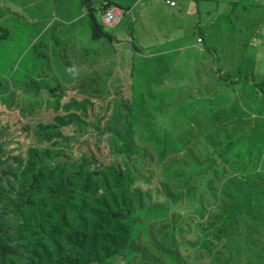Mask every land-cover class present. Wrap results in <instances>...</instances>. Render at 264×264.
Instances as JSON below:
<instances>
[{
    "label": "trees",
    "instance_id": "16d2710c",
    "mask_svg": "<svg viewBox=\"0 0 264 264\" xmlns=\"http://www.w3.org/2000/svg\"><path fill=\"white\" fill-rule=\"evenodd\" d=\"M84 1L92 3L94 0ZM248 6L252 13H264V7L258 4L248 3ZM87 13L90 40L110 43L112 38L101 31L103 23L96 19L92 10ZM80 15L72 18L70 25L77 23ZM251 18L253 21L249 20L247 30L264 38V26L260 27L263 18ZM227 22L226 17L224 25H229ZM2 32L0 42L7 39ZM70 36H67L68 40ZM250 44L248 39L240 40L236 45L237 79L225 70L222 60L213 55L216 62L212 67L206 66L203 73L214 80L212 82L218 81L220 73L226 75L218 90L210 96L212 98L199 100L201 104L186 99L182 93L191 85L197 63L193 64V74L185 76L183 81L172 75L163 88L141 94L148 96L147 104L153 107L152 116L161 115V121L164 117L166 125L171 129L174 126L171 133L158 129L155 121L139 128L140 118L147 119L143 114L140 117L136 110L135 101L140 96L133 94L131 106L121 97L126 79L132 78L130 70L124 81L114 84L115 78L112 80L116 92L111 95L105 91L104 84L98 89L84 84L74 87L77 84L73 77L82 74L81 55H70L71 48L64 50L67 55L64 69L55 71L58 76L53 75L49 86L33 77L22 84L17 83L26 95L22 96L24 105L30 106L29 99L47 92L52 97L49 104L55 115L51 121L39 120L25 127L33 142L14 152L8 151L7 139H4L8 134H0V264H115L120 255L132 261L137 255L132 249L137 234L141 233L148 240L144 227L142 230L140 225L149 221L148 213L143 210L148 211L151 205L156 217L178 222L177 229L195 220L190 214L202 215L208 211L205 218L202 215V222L196 225L199 234L220 242L223 234L242 227L244 232L235 230L231 240H244L252 245L247 234L252 230L250 225L264 228L263 210L253 212L250 206L238 203L235 196L225 199L216 195L222 183L247 185L238 177L230 176L241 171L250 172L252 167L259 166L262 156L260 148H247L241 141L238 143L242 129L254 128L256 120L249 118L252 106H248L246 119L237 117L236 93L232 90L235 84H248L251 92L261 98L259 102L264 108V76L257 80L253 71L247 70L251 55L248 58L245 48ZM230 48H233L231 43ZM215 52L208 50L206 55ZM136 61L147 68L152 67L144 73L152 81H160L164 76L157 71L151 57H139ZM56 67L59 68L60 64ZM61 82H64V89ZM89 87L94 94L107 95L104 100L96 98L100 104L94 112L93 103L86 95ZM67 88L74 95L62 103ZM0 92L3 100L14 102L17 99L10 81L0 85ZM163 99H169L165 109L160 108ZM105 101L108 109L106 107V114H103L101 105ZM191 104L204 114L202 127L211 128L214 123L222 128L218 130L215 144L210 143L209 137H204L202 162L194 158L192 143L201 131L190 127L194 115L188 111ZM25 111L22 108L23 114ZM89 111L94 115L93 120H88ZM214 116L225 118L227 123L214 119ZM260 128L259 131L263 130ZM166 137L168 142H165ZM202 139L200 135L198 144ZM263 141L264 135L261 134L257 145L261 147ZM101 143L106 148L105 153ZM155 170H158L157 175ZM158 175L162 179L160 192L165 198L160 203L153 202L149 193ZM170 179L173 186L166 183ZM229 189L233 195L242 197L244 194L238 189L235 191V186ZM225 249L240 251L234 243H226ZM170 252L162 251L158 257L168 256ZM163 262L178 264L177 258L164 259Z\"/></svg>",
    "mask_w": 264,
    "mask_h": 264
},
{
    "label": "rangeland",
    "instance_id": "374dc122",
    "mask_svg": "<svg viewBox=\"0 0 264 264\" xmlns=\"http://www.w3.org/2000/svg\"><path fill=\"white\" fill-rule=\"evenodd\" d=\"M103 1L94 0L88 3L84 0H0V32L3 31L2 34L7 35L6 41L0 42V85L4 81H10L17 94L14 102L0 97V134H8L4 138L7 139L8 151L11 149L14 152L18 147L33 142L27 136L25 127L39 120L51 121L55 115L49 104L52 97L48 96L47 92L43 91L40 96L29 99L30 106L24 105L26 95L19 89L17 83L22 84L33 77L44 86H49L53 75L58 76L55 71L64 69V61L67 59L64 50L67 48L72 49L69 50L70 55H81L82 62L80 60L79 62L82 74L78 75L80 76L78 82H76L78 76L73 77V81L77 84L74 87L84 84L98 89L104 84L105 91L111 95L116 92L113 91L112 80L115 78L114 84H118L117 82L130 70L132 78L126 79L121 97L131 106L134 101L133 94L140 96L139 100L135 101L136 110L140 117L143 114L147 119L140 118L139 128L155 121L158 129L168 133L174 131V126L171 129L170 125H166L167 119L164 117L161 121V115L152 116L153 107L147 104L148 96L141 94L163 88L164 83L173 78L172 75L183 81L185 76L193 74V64L197 63L194 79L190 86L182 90V93L186 95V99L196 100L194 102L201 104L198 100L212 98L210 96L218 90L219 84L223 83L226 75L222 72L218 75V81L212 82L214 80H210L207 74L203 73L205 67H212L216 62L214 56H217L225 63L226 71L229 70L233 75L239 68L236 66V45L240 40L249 39L251 44L246 46L245 54L251 55V62L254 59L252 68L253 71L255 70V77L264 76V38L247 30V24L251 23L249 20L253 21L251 16L262 17L263 23L260 27L264 26V13H252L248 6V3H253L263 8L264 0H192L193 5L189 4L187 9L181 7L180 10L178 7H170L165 0H105L109 3L108 7L117 6L124 11L120 15L122 20L110 28L104 25V29L101 30L112 38L110 43L93 42L90 40L87 12L92 10L96 19L102 23V15L105 11V8H102ZM176 1L187 4L183 0ZM207 10L209 11L206 12ZM79 14H81L79 21L70 25L72 18ZM226 17L229 25H224ZM70 34L68 40L67 36ZM198 38L201 39L200 42L197 41ZM230 43L233 44V48L227 50ZM208 50L216 51L214 56L206 55ZM234 56L236 57L232 59L231 57ZM139 57L154 59V66L164 74L160 81L164 82L152 81L145 77L144 73L151 66L147 68L145 64L137 63ZM229 62L231 63L228 64ZM55 64H60V67H56ZM232 65L234 68L231 67ZM61 86L64 89V82ZM92 87L86 90V95L93 103L94 112L100 104L97 99H107V95L94 94L91 91ZM232 90L236 93L237 117L246 119L245 114L248 115L249 107L252 106L249 118L256 120L254 128L242 129L238 143L241 141L247 148H260L262 156L258 167H252L250 172L241 171L230 176L238 177L247 185L235 182L222 183L216 195L225 199L235 196L238 203L250 206L253 212L262 209L264 213V141L261 147L257 145L259 136L264 135L263 104L259 102L261 98L255 96L246 83L241 86L235 84ZM63 94L62 103L66 102L69 96L74 95L68 88ZM242 98L245 99L246 104ZM168 102L169 99H163L160 108L168 107ZM106 105L107 101L101 105L104 109L103 114H106V107L108 109ZM22 108L26 109L24 114ZM188 111L194 114L190 127L199 129L203 138L202 143L198 144L199 135L192 143L195 160L202 162L204 158L201 147L204 137H209L210 143L215 144L219 135L218 130L222 128L214 123L211 128L202 127L204 121L202 110L194 109L191 104ZM213 118L227 123L225 118L215 116ZM93 119L94 115L89 111L88 120ZM259 128L263 130L259 131ZM168 141L166 137L165 142ZM100 147L105 153L106 148L103 143ZM157 172L158 170H155L156 175ZM161 180L160 175L156 176L153 186L149 188L153 202L160 203L165 200L160 192ZM166 183L170 186L174 185L171 179ZM231 186H235V191L238 189L244 193L243 196L233 195V191L229 189ZM181 202L184 204L183 199ZM143 211L148 213L149 221L146 223L141 218L146 224L140 225V228L143 230L144 227L148 240H145L141 233H136L137 236L132 244V249L137 253L136 258L127 261L120 255L115 264H164V259L169 261L171 258H177L178 264H264V228L260 226L250 225L252 230L247 234V240L252 245L245 243L244 240L239 242L231 240L235 230L244 232L242 227L229 230L222 235L220 242H215L210 236L199 234L196 226L207 216L208 211L202 213L204 218L202 215L190 214L195 220L181 229H177L178 222L172 223L169 218L163 220L164 218L156 217L152 205L148 211ZM179 215L182 216V212ZM152 241L155 244H152ZM226 243L228 245L234 243L240 247V251L226 250ZM165 250L171 251L169 255L158 257Z\"/></svg>",
    "mask_w": 264,
    "mask_h": 264
},
{
    "label": "crops",
    "instance_id": "0c3cea01",
    "mask_svg": "<svg viewBox=\"0 0 264 264\" xmlns=\"http://www.w3.org/2000/svg\"><path fill=\"white\" fill-rule=\"evenodd\" d=\"M105 1V0H104ZM172 1H174V0H172ZM185 3H187V4H180L179 2H177L176 0L174 1V3H175V6H170V7H172V8H175V7H178V10H180L181 9V7H183V8H186L187 9V7L189 6V4H191V5H193L192 4V0H188V1H186V0H183ZM209 10H207L206 12H208ZM190 13H192L193 11H189ZM198 39H200V38H198ZM199 42V41H198ZM230 45V44H229ZM227 50H230L229 49V46L226 48ZM228 53V52H227ZM257 54V53H256ZM207 55H211V56H213V54H207ZM250 57V55L248 56V58ZM198 58V57H197ZM196 58V59H197ZM199 59V58H198ZM198 59L196 60V62L198 61ZM251 60V59H250ZM253 62H254V59H252V62L250 63H248V66H249V69L250 70H252L253 71V68H252V64H253ZM225 64V63H224ZM251 66V67H250ZM152 68V67H151ZM150 68V69H151ZM225 70H226V66H225ZM158 71V70H157ZM253 75H254V78H256L255 77V70L253 71ZM234 78H238V76H239V68H237L236 70H235V72H234V74L232 75ZM260 77L261 76H258L256 79L258 80V79H260Z\"/></svg>",
    "mask_w": 264,
    "mask_h": 264
},
{
    "label": "clouds",
    "instance_id": "9594fccd",
    "mask_svg": "<svg viewBox=\"0 0 264 264\" xmlns=\"http://www.w3.org/2000/svg\"><path fill=\"white\" fill-rule=\"evenodd\" d=\"M169 2H174V1H172V0H165V3L166 4H168L169 5ZM109 6V3L107 2V1H103V5H102V8H105V11H104V13H103V15H102V23H103V25H106V26H108V28H110V27H113V26H115V25H107L106 23H105V18H106V13H108V12H110V11H112V10H117L119 13H123L124 11L123 10H121V9H119L117 6H111V7H108ZM171 6V5H170ZM173 6H175V3H174V5ZM172 6V7H173ZM121 20H122V18H121ZM120 20V21H121ZM104 21V22H103ZM198 40H200L201 41V39H198ZM199 41V42H200ZM205 99V98H204ZM189 100V99H188ZM201 100V99H200ZM198 102H200L199 100H198Z\"/></svg>",
    "mask_w": 264,
    "mask_h": 264
},
{
    "label": "built area",
    "instance_id": "2783aa9c",
    "mask_svg": "<svg viewBox=\"0 0 264 264\" xmlns=\"http://www.w3.org/2000/svg\"><path fill=\"white\" fill-rule=\"evenodd\" d=\"M169 5L173 6L174 2H169ZM121 13H119L117 10H112L108 13H106L105 23L107 25H115L119 20H121L120 17ZM200 41V40H198Z\"/></svg>",
    "mask_w": 264,
    "mask_h": 264
}]
</instances>
